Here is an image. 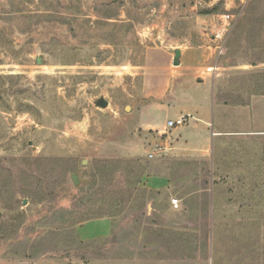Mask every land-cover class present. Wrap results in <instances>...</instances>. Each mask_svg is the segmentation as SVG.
<instances>
[{
	"label": "rangeland",
	"instance_id": "374dc122",
	"mask_svg": "<svg viewBox=\"0 0 264 264\" xmlns=\"http://www.w3.org/2000/svg\"><path fill=\"white\" fill-rule=\"evenodd\" d=\"M0 264H264V0H0Z\"/></svg>",
	"mask_w": 264,
	"mask_h": 264
},
{
	"label": "built area",
	"instance_id": "2783aa9c",
	"mask_svg": "<svg viewBox=\"0 0 264 264\" xmlns=\"http://www.w3.org/2000/svg\"><path fill=\"white\" fill-rule=\"evenodd\" d=\"M188 120V116H180L176 120H169L166 122V129H173L183 126ZM167 151V147L162 143L155 142L151 145V149L147 152L146 157L153 159L164 155Z\"/></svg>",
	"mask_w": 264,
	"mask_h": 264
},
{
	"label": "crops",
	"instance_id": "0c3cea01",
	"mask_svg": "<svg viewBox=\"0 0 264 264\" xmlns=\"http://www.w3.org/2000/svg\"><path fill=\"white\" fill-rule=\"evenodd\" d=\"M175 51V50H174ZM180 51V59H179V62H180V66H182L183 67V70H185V71H190V72H193L194 70H197L200 66H202V60H199L198 61V63H196L195 61H194V63H189V62H187V54L189 53V52H187V51H185V50H183V49H181V50H179ZM193 51H195L196 52V49H194ZM195 52H193V53H195ZM191 53V52H190ZM197 53H199V51L197 52ZM195 79V81H196V78H194ZM204 83V82H203ZM203 83H201V84H203ZM193 113H195L197 116H200V115H198L199 114V109L197 108V107H195L194 108V110H193ZM181 116H189V113H187V112H184ZM200 118V117H199ZM197 119V118H196ZM200 120H203L204 121V119L203 118H200ZM194 127H199V126H197V125H193ZM157 130H159L158 132V134L160 135H163V133L164 132H166V130H168V129H166V127H161L160 129H159V127H158V129ZM165 134V133H164ZM161 138H162V136H161Z\"/></svg>",
	"mask_w": 264,
	"mask_h": 264
},
{
	"label": "water",
	"instance_id": "95a60500",
	"mask_svg": "<svg viewBox=\"0 0 264 264\" xmlns=\"http://www.w3.org/2000/svg\"><path fill=\"white\" fill-rule=\"evenodd\" d=\"M179 59H180V51L179 50H175L174 51V56H173V59H172V65L173 66H178L180 64ZM36 62H37V64H40L39 60H37ZM95 105L97 107L101 108V109H104V108L107 107V101L104 100L103 98H99V99H97L95 101ZM71 180H72L74 185L78 184L76 176L72 175L71 176Z\"/></svg>",
	"mask_w": 264,
	"mask_h": 264
}]
</instances>
